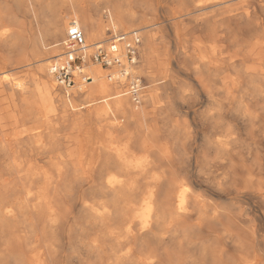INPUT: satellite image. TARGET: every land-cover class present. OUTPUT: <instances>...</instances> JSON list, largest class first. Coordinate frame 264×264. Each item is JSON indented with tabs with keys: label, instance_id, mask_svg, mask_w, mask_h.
Masks as SVG:
<instances>
[{
	"label": "bare ground",
	"instance_id": "obj_1",
	"mask_svg": "<svg viewBox=\"0 0 264 264\" xmlns=\"http://www.w3.org/2000/svg\"><path fill=\"white\" fill-rule=\"evenodd\" d=\"M12 1L28 18L32 63L21 50L4 57L0 86L22 91L11 66H34L37 77L25 79L42 97L32 109L12 92L0 115V132L15 138L0 141V264H264V0ZM1 5L0 48L14 52L26 31ZM73 24L85 66L110 33L140 38L134 67L122 44L112 53L130 80L118 67L73 72V82L93 83L78 109L69 89L55 91L52 72ZM189 66L202 107L180 124L167 91L182 97ZM140 75L149 82L133 101L129 84ZM30 120L51 140L35 141ZM92 123L103 139H74V148L53 140L56 125L79 132Z\"/></svg>",
	"mask_w": 264,
	"mask_h": 264
},
{
	"label": "rangeland",
	"instance_id": "obj_2",
	"mask_svg": "<svg viewBox=\"0 0 264 264\" xmlns=\"http://www.w3.org/2000/svg\"><path fill=\"white\" fill-rule=\"evenodd\" d=\"M45 0H38L39 3H43ZM142 2H148V4H155L158 1H162V0H141ZM151 1V2H150ZM22 2L24 3V0H22ZM146 2V3H147ZM1 5V9L3 13L6 14V12H8V14L10 16H14V20L12 21L13 23V27L15 29H21L23 28L21 31V35H23L26 31V37L25 34L23 35L25 38H23L21 41L19 40L18 42L20 43L21 47L18 49H15L14 52L11 50H8V48H0V66H2V62L4 60V57H8L12 60L15 59L17 53L20 52V50L25 53L26 57L25 59L28 60L29 63H32V59H31V55H30V50H31V45L29 43V33H27V27L28 24H26L28 22V18H26L23 14H24V9H22L21 7H18L17 4H15V2H13L12 0H0ZM4 3V4H3ZM16 5V6H15ZM6 6V8H5ZM20 8V9H19ZM19 9V10H18ZM6 10V11H5ZM23 10V11H22ZM63 11H67V10H63ZM166 19V13L165 12H161V14L159 15V20L157 21L158 26L162 21H164ZM17 24V25H16ZM16 25V26H15ZM19 27V28H18ZM25 27V28H24ZM25 29V30H24ZM24 30V32H23ZM191 36L192 37H198V36H202L201 32L199 31L198 28L192 27L191 28ZM28 37V38H27ZM169 38L173 39L172 35L169 34ZM64 49L61 51V53H63ZM175 50L174 48H172V56L173 58L176 60V56L174 55ZM54 59L50 60V65L53 62ZM139 57H138V61H139ZM94 66H101L103 69H106L107 67H104L102 65H100L99 63L93 62L91 61L90 64L86 65L83 64L82 66V70L84 69V71L82 72L84 76H91L93 77L88 70H85V67H93ZM15 69L11 72V74H14V77L19 79V88H23L22 91H18V88L11 90L9 88L8 85H3L0 86V115L4 116L6 115V105H7V101L5 100V98L7 96H9L10 93H15V99L16 101H18L20 98L23 97H28L31 100V108L35 109V106L37 105L38 100L42 97V95L40 94V91H36L34 85L28 81V79H25V77L28 74H31L35 77H37V73L35 72L34 66H29V67H19V66H11V69ZM192 68L193 66H189L187 67V71L186 74L187 76L182 77L179 82H182L183 84L186 85V90L184 91L183 95L181 98H176L175 96V92L174 89L167 91L168 93V98L171 101V109L169 110L168 114L171 117L172 120H175L177 123H183L184 121H189L191 119V117H193L194 115L191 114L192 111H197L198 109H201V99L200 97L196 96L194 94L193 88L191 86L192 81L196 80V76H194V74L192 73ZM89 69V68H88ZM109 69V68H108ZM106 74H108V71L106 72ZM106 78V77H105ZM141 78V85L142 86H147L149 80L144 76V75H140L139 79ZM106 80V79H105ZM93 81V80H92ZM75 84H73L71 87H73L74 85V89L71 88H67L69 89V91L67 93H69V98H67V100H71L73 102V105H75L78 108L80 107H84L86 106L87 103L86 101H89L87 98V94L89 92V89L91 88V86H93L92 84H87L84 82V79L82 77L76 78V81H74ZM53 85L55 88V91L59 90L61 91V94L64 96V93H66L67 90H65L66 88L58 85L54 80H53ZM76 90L77 93L73 94L72 91ZM161 92V91H160ZM159 92V93H160ZM163 93V92H162ZM55 95V93H54ZM54 95L52 96H48V98H53L52 99V104H55V99H54ZM54 101V102H53ZM6 107V108H5ZM23 109V108H22ZM87 109H84L83 112H85ZM42 115L39 114L38 118L41 117ZM163 116L158 117L159 121L158 125L161 127V136L163 137L164 135V128H163V124L164 121H162ZM52 120V122H56V119L54 117L50 118ZM44 120V117L41 119ZM40 120V121H41ZM116 122V121H115ZM31 123V124H30ZM28 126H32L33 131L31 133H33V139L35 141L39 140L40 142H42L43 144H45L46 142H48L49 140H51L50 136H49V130L44 127V126H39V125H34L33 120H30V122L28 121ZM56 130L58 132H55L54 134V139L53 140H57L59 142V144H61L64 147H71L74 148L76 145L74 142V139H81L83 140H87L89 142H97L101 139H103V135H104V130L101 129L99 131L96 130L95 125L92 123L91 126H87V127H83L80 129V131H70L69 128H60L58 125L55 126ZM91 127V129H90ZM90 129L91 133L86 135V131ZM129 129H132L129 128ZM2 132H0V141H12L14 140V136L12 135V130L9 129L8 127H3ZM137 146V141L135 144V150ZM44 155H51V152H47ZM259 211H260V218L257 220V224L263 223V219H264V204H259Z\"/></svg>",
	"mask_w": 264,
	"mask_h": 264
},
{
	"label": "built area",
	"instance_id": "obj_3",
	"mask_svg": "<svg viewBox=\"0 0 264 264\" xmlns=\"http://www.w3.org/2000/svg\"><path fill=\"white\" fill-rule=\"evenodd\" d=\"M110 37L108 49L102 48V45H97L94 54L90 56V60L107 68L118 67L121 69L120 73L127 80H130V72L122 66L120 59L114 57L112 53H117L119 44H122L125 65L129 68L134 67L138 60L139 33L137 31L112 32L110 33ZM86 50L87 45L83 33L78 26L71 25L67 30L63 60L59 63H53L52 66V72L58 85L70 88L74 84L73 72L80 70L82 64L85 62L83 57ZM140 85L141 78L132 82L131 85L129 84V91L133 101L138 98Z\"/></svg>",
	"mask_w": 264,
	"mask_h": 264
}]
</instances>
